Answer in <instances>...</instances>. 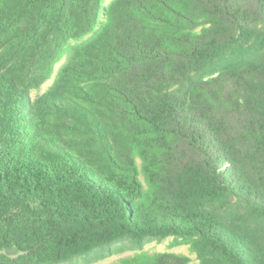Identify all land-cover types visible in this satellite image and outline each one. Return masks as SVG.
Returning <instances> with one entry per match:
<instances>
[{
    "label": "trees",
    "instance_id": "16d2710c",
    "mask_svg": "<svg viewBox=\"0 0 264 264\" xmlns=\"http://www.w3.org/2000/svg\"><path fill=\"white\" fill-rule=\"evenodd\" d=\"M170 238L264 264V0H0V264Z\"/></svg>",
    "mask_w": 264,
    "mask_h": 264
},
{
    "label": "rangeland",
    "instance_id": "374dc122",
    "mask_svg": "<svg viewBox=\"0 0 264 264\" xmlns=\"http://www.w3.org/2000/svg\"><path fill=\"white\" fill-rule=\"evenodd\" d=\"M53 80H50L39 92L42 94L47 90V88L52 84ZM35 95V93H34ZM146 251L148 253H182L189 256L194 262H196V257L189 252L187 246H174V239L170 238L165 241H158L152 239H146L142 243H137L134 241L125 240L113 244L109 248L104 250L93 252L87 255L85 260L81 259L82 264H113L119 260L133 256L139 251ZM72 262L68 261L66 264H71ZM65 264V263H64Z\"/></svg>",
    "mask_w": 264,
    "mask_h": 264
}]
</instances>
